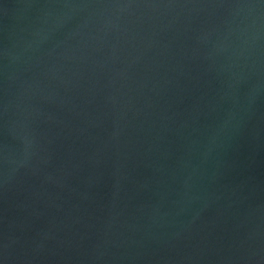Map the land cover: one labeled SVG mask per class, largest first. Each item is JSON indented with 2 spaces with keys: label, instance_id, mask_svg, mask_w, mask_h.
<instances>
[{
  "label": "water",
  "instance_id": "obj_1",
  "mask_svg": "<svg viewBox=\"0 0 264 264\" xmlns=\"http://www.w3.org/2000/svg\"><path fill=\"white\" fill-rule=\"evenodd\" d=\"M0 264H264V0H0Z\"/></svg>",
  "mask_w": 264,
  "mask_h": 264
}]
</instances>
